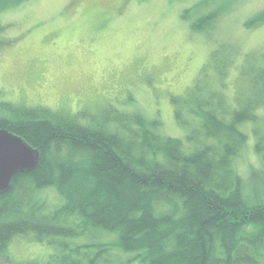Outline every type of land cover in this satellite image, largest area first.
<instances>
[{"label": "trees", "instance_id": "obj_1", "mask_svg": "<svg viewBox=\"0 0 264 264\" xmlns=\"http://www.w3.org/2000/svg\"><path fill=\"white\" fill-rule=\"evenodd\" d=\"M26 1L0 0V10ZM221 11L204 13L191 27L211 26ZM247 24H264V10ZM246 74L252 94L237 96L230 120L205 110L198 112L199 125L191 126L181 113L190 97L176 101L177 118L192 133L190 150L181 138L163 134L159 120L121 114L112 106L101 114L68 116L1 101L6 114L0 128L22 136L41 159L0 193V259L15 263L9 243L32 236L57 245L48 264H115L116 250L134 252L128 262L139 258L143 264H264V198L255 190L245 194L233 165L246 137L237 123L256 120L257 105H264V68ZM113 117L118 131L109 128ZM213 137L219 140L215 146L208 143ZM262 138L257 149L264 158ZM45 186L64 197L61 207L50 210L39 198ZM91 230L101 238L113 233L115 241L71 245L64 240Z\"/></svg>", "mask_w": 264, "mask_h": 264}, {"label": "rangeland", "instance_id": "obj_2", "mask_svg": "<svg viewBox=\"0 0 264 264\" xmlns=\"http://www.w3.org/2000/svg\"><path fill=\"white\" fill-rule=\"evenodd\" d=\"M215 9L222 11L214 24L204 23L201 31L191 27ZM262 10L264 0H28L0 10V102L68 116L101 114L112 106L121 114L159 120L163 134L181 138L190 150L192 133L179 122L176 101L190 97L189 108L180 107L191 126L199 125V111L231 119L237 96L252 94L246 72L264 68V24H247ZM256 114L254 121L237 123L246 137L233 165L245 194L255 190L264 198V158L257 149L264 136L263 104ZM118 125L113 117L109 128L118 131ZM38 196L50 210L65 203L52 186ZM106 233L101 238L91 230L64 240L115 241V234ZM7 251L13 264H48L59 252L56 244L32 236L14 237ZM115 253V264H143L139 258L128 262L134 252Z\"/></svg>", "mask_w": 264, "mask_h": 264}, {"label": "water", "instance_id": "obj_3", "mask_svg": "<svg viewBox=\"0 0 264 264\" xmlns=\"http://www.w3.org/2000/svg\"><path fill=\"white\" fill-rule=\"evenodd\" d=\"M40 159L39 149L22 136L0 128V193L10 189L15 175L35 170Z\"/></svg>", "mask_w": 264, "mask_h": 264}]
</instances>
